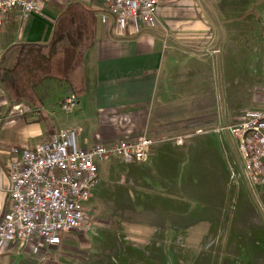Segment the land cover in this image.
Instances as JSON below:
<instances>
[{
  "label": "crops",
  "instance_id": "obj_1",
  "mask_svg": "<svg viewBox=\"0 0 264 264\" xmlns=\"http://www.w3.org/2000/svg\"><path fill=\"white\" fill-rule=\"evenodd\" d=\"M75 2L97 10L95 41L86 51L83 64L86 91L78 97L75 110L65 112L59 106V100L71 91L66 82H43L38 87L40 92L37 90L41 107L25 102H10L0 86V221L7 211L9 197L7 163L10 149L34 148L58 131L79 129L81 134L78 140L83 148L97 144L111 145L140 135L149 137L153 144L148 149L147 160L129 165L131 170H135V175L129 178L126 172L125 178H122L123 182L142 185L143 192H155L152 182L157 184L158 178L166 179V175L175 172L174 168L184 165L185 150L201 152L206 164L213 167L212 157L215 158L216 153L221 157V146L226 140L233 147L232 137L223 130L230 115L225 114L221 60L217 53L220 47L219 34L209 16L207 3L203 0H161L154 24L140 25L139 33L134 34L129 29L126 36H120L112 18L105 24L101 22V0ZM70 3L73 2L50 1L42 11L32 14L25 21L15 14L9 16L11 34L8 35V27L5 29L4 25L1 38L4 37L5 41L0 51V60L5 51L17 43H47L59 13ZM258 103L261 107L257 108L264 107V100ZM19 109H23V113ZM178 137L183 139V144L176 141ZM110 160L99 163L100 181L86 206L88 228L84 226L82 231L64 234L61 244L44 247L37 254L33 251L34 242H17L0 254V264L115 263V257L82 254V249H85L86 244L90 245L93 238L95 241H105L103 247H111L116 244L115 241L126 247L124 239L133 238L126 230L120 233V239L117 240L109 239L111 236L108 235L103 237L100 232L108 231L110 226L103 225V222L94 224V219L98 217H94V213L88 210L90 206L103 201L100 196L104 190V176L108 175L111 179L117 173V165L123 163ZM156 166L157 176L150 172ZM188 174L192 175V171H188ZM219 180L229 184L224 179ZM184 183V191H191L192 194L194 187L188 180H184ZM234 183L229 184L232 190L226 198L236 200L237 208L239 200L246 199L254 208L253 193L252 196L249 192L242 196L244 192L238 189L242 182L238 178ZM167 184H164L167 190L176 192L175 185L171 184L169 188ZM200 194L203 195V191ZM185 213L186 210L178 211L180 215ZM178 221H181V216L176 217L172 225H167L168 229L177 228ZM225 224L218 230L224 226L227 230H235L233 224L231 229H228L229 224ZM142 225L146 226V230L154 232L151 234L154 239V227L158 225ZM250 229L255 231V227L248 226L247 230ZM141 238L134 240H149L147 234ZM172 240L175 238L172 237ZM200 240H203L200 244L191 242L190 245L200 248L201 264H264V244H257L254 238L243 240L242 244L238 240L231 239L230 244L226 241V248L230 247V251H225V244L220 238L203 237ZM260 246L262 249L257 250ZM239 248H243L242 253L246 252V261H240ZM149 256L151 262L158 264L154 255H147L148 259Z\"/></svg>",
  "mask_w": 264,
  "mask_h": 264
},
{
  "label": "rangeland",
  "instance_id": "obj_2",
  "mask_svg": "<svg viewBox=\"0 0 264 264\" xmlns=\"http://www.w3.org/2000/svg\"><path fill=\"white\" fill-rule=\"evenodd\" d=\"M75 1L79 0H66V2ZM203 1L207 3L209 14H213L223 32L217 53L221 60L225 114L230 115L225 126H230L237 123L248 110L261 107L258 102L264 100V0ZM103 11L102 4L100 20ZM15 21L19 20L15 19ZM6 27H8V35L11 34L10 17L5 21L4 28L6 29ZM3 40L5 41V38L0 37V51ZM37 90L40 92L39 88ZM71 95L78 99L74 92H68L59 100L60 109L63 108V103ZM24 109L28 110V108ZM232 142L233 147L227 140L221 146V157H219V153L214 152L216 157H212L213 167L206 164V159L201 156V152L185 150L186 158L184 160L186 162L184 165L174 168L175 172L172 171L166 175V179L158 178L157 184L151 183L155 187V192L150 190L143 192L142 185H132L130 181L123 182L122 178H125L126 172H128L126 177L132 178L135 175V170H131L129 165H137L142 162L126 163L122 159H120L121 161L111 159L110 161H123V163L117 165V173L115 176H111V179L108 178V175L104 176V190L100 196L103 201L101 204L90 206L88 210L94 213V217H98V219H94V224L103 222V225L110 226L108 231L100 232L103 237L108 235L111 236L109 239L117 240V238L120 239V233L126 230L133 238L126 237L124 239L126 247L121 246L118 241H115L116 244L111 247H103L105 241L102 242L99 239L95 241L93 238L92 241L89 240L90 245L86 244L85 249H82V254L115 257L113 264H157L151 262V256L148 259L147 255L150 254L155 256L154 260H157L158 264H201L200 248L191 246L190 243L200 244L203 241L200 238L203 237L222 239L225 251H230L231 248H226L228 243L225 242L230 244L229 240L231 239L238 240L242 244L243 240L254 238L257 244H264V194L258 188L251 187L247 182L239 146L234 139ZM232 157H234V161ZM156 168L157 166L150 170L156 174L155 176H157ZM190 170L192 175L188 174ZM146 175L151 177L149 173ZM238 178L242 182L238 189L245 194L242 196H246L247 192L250 195L252 192L255 196L254 208L251 203H247L246 199L239 200L240 204L237 208L236 200L226 198L228 192L232 190L229 184H235L234 182ZM219 179H224L229 184L222 183ZM184 180H188L194 187L195 191L192 194L191 191L188 193L184 191ZM165 182L168 183L169 188L171 184L175 185L176 192L167 190V187L164 186ZM201 191H203V195L200 194ZM221 192H224L223 195ZM179 210H186L187 214L180 215L178 214ZM180 216L181 221L177 222L178 227L168 229L167 225H172L173 220ZM147 223L158 225L154 227L156 229L154 239L151 237L154 232L146 230V226L142 225ZM223 223L229 224L228 229H231L230 226L233 224L235 230H227L226 226L222 230H218ZM160 225H165L164 227L167 229ZM248 226L255 227V231L253 229L248 231ZM144 234L148 235V241L136 240L138 237L142 239L141 236ZM172 237L175 240H172ZM134 238L136 239L134 240ZM256 249L260 250L262 246ZM239 251L240 261H246V252H241L243 248H239Z\"/></svg>",
  "mask_w": 264,
  "mask_h": 264
},
{
  "label": "built area",
  "instance_id": "obj_3",
  "mask_svg": "<svg viewBox=\"0 0 264 264\" xmlns=\"http://www.w3.org/2000/svg\"><path fill=\"white\" fill-rule=\"evenodd\" d=\"M50 1L0 0V37L9 16L28 20ZM160 1L101 0V21L107 23L112 18L120 36H126L129 29L139 33L140 25L156 22ZM76 103L78 99L71 95L62 109L72 112ZM225 131L239 146L247 182L264 192V107L248 110L237 123L225 126ZM80 134L79 129L62 130L34 148L10 149L9 197L0 221V254L17 242H34L37 254L44 247L61 244L64 234L88 228L86 205L100 181L99 163L113 158L144 162L153 144L150 138L140 136L83 148ZM177 142L182 144L183 139Z\"/></svg>",
  "mask_w": 264,
  "mask_h": 264
},
{
  "label": "trees",
  "instance_id": "obj_4",
  "mask_svg": "<svg viewBox=\"0 0 264 264\" xmlns=\"http://www.w3.org/2000/svg\"><path fill=\"white\" fill-rule=\"evenodd\" d=\"M97 10L80 2L59 13L47 43H17L0 60V86L12 103L41 107L38 87L47 80L66 82L78 97L86 91V51L95 41Z\"/></svg>",
  "mask_w": 264,
  "mask_h": 264
},
{
  "label": "water",
  "instance_id": "obj_5",
  "mask_svg": "<svg viewBox=\"0 0 264 264\" xmlns=\"http://www.w3.org/2000/svg\"><path fill=\"white\" fill-rule=\"evenodd\" d=\"M203 6H205V4L202 2ZM210 18L213 20L215 26L217 27V30H218V34H219V40H218V45L219 43L221 42L222 38H223V32L221 30V27L218 23V21L215 19V17L213 16V14H209Z\"/></svg>",
  "mask_w": 264,
  "mask_h": 264
}]
</instances>
